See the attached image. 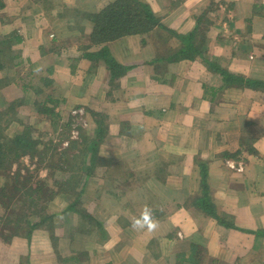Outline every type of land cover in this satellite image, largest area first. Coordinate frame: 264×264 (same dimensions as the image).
Wrapping results in <instances>:
<instances>
[{
  "label": "crops",
  "instance_id": "0c3cea01",
  "mask_svg": "<svg viewBox=\"0 0 264 264\" xmlns=\"http://www.w3.org/2000/svg\"><path fill=\"white\" fill-rule=\"evenodd\" d=\"M115 1L0 0V112L32 101L81 181L29 239H0V264H264V90L208 67L264 82V0H139L161 27L92 43L90 15ZM102 49L115 77L87 57ZM145 210L153 230L133 226Z\"/></svg>",
  "mask_w": 264,
  "mask_h": 264
},
{
  "label": "trees",
  "instance_id": "16d2710c",
  "mask_svg": "<svg viewBox=\"0 0 264 264\" xmlns=\"http://www.w3.org/2000/svg\"><path fill=\"white\" fill-rule=\"evenodd\" d=\"M89 21L93 23V29L89 39L94 44H98L99 42H107L112 39L128 35H144L149 33L155 27H161V24L155 18L148 5L140 2L139 0H117L106 7L101 13L90 15ZM192 38L193 35L191 39ZM182 40L186 41L188 49L181 50L178 52V54H189L188 56H190L192 59L193 56L190 54V52H192L194 55H197V50L194 51L192 43H190V39L183 38ZM12 44L13 41H2L0 43V45L5 46L4 48L0 49V58L2 57L5 59V61L9 60L10 56L13 55V52H11ZM87 57L104 58L105 64L111 73V78L117 75L116 65H114L112 59L109 58L106 49H102L92 55H87ZM3 64V62L0 64V69L4 67ZM208 67L213 72L222 77L223 84L227 87L264 90V82L231 74L215 65L211 66L209 64ZM29 81L34 83L33 86L35 88L39 85L36 77L34 76H32ZM14 105L17 106V103L12 102L8 104L7 108L5 109L11 111V107ZM44 111L46 110L44 109ZM4 112L5 110L0 113V179H4L6 185L0 188V209L4 212L1 219L3 223V230L1 229L2 231L0 233V239L8 242L13 237L19 236H25L27 239H29L33 230L42 227L44 223L49 220V217L47 214H45L46 204H49L51 200H53L55 194L67 192V190L72 187H78L81 181L80 179L76 178L78 177L76 175L66 180L63 179L62 181L55 179L53 182V185L56 188L55 191L49 187L44 189L43 186H41V183H43L44 180L35 176V173H32V171L28 170V167L23 165V161L20 160L24 156H27L29 161H33L35 158L38 159L43 154V151L47 153L45 147L44 149L41 147V134L39 133L38 137L37 135H34L35 133L37 134V132L32 133V131L27 130L28 128H24L22 131H20V133L15 132L8 137L6 130L11 123V118L4 120ZM61 149L72 151L73 146L70 145L68 149ZM67 151H65V155H62V160H58L59 153L56 152V159L53 156H50V160L45 161L48 165H51L50 167L46 168L49 172L50 179L56 171H61L64 173L67 171V169L70 170L72 161L71 159L73 156L74 166H78V168L80 167V165H78L79 153L67 158ZM38 164H41V160L37 161V165ZM12 165H15V169L13 171ZM22 168H24L26 171V180L36 179V186L34 188H29L25 191H22L23 187L20 186L21 183L19 180L21 176L20 170ZM10 175H12V179H17L18 182H9L11 179ZM201 199L200 205L205 212L217 219V221L222 225L233 227V225L226 224L224 219H221L215 215L213 206L204 202H208L206 200V195L201 197ZM21 264H23V262H21Z\"/></svg>",
  "mask_w": 264,
  "mask_h": 264
},
{
  "label": "rangeland",
  "instance_id": "374dc122",
  "mask_svg": "<svg viewBox=\"0 0 264 264\" xmlns=\"http://www.w3.org/2000/svg\"><path fill=\"white\" fill-rule=\"evenodd\" d=\"M31 102L32 101H30L29 102L30 104H28V105H30V109H26L22 105H21V107H18V105L17 106L16 105L12 106L11 107V111L5 109V112H4L5 116L3 117V119L6 120L7 118L8 119L11 118L10 119V122H11L10 125L12 123H16V120H19V117H20V120H19L20 123L16 127L17 130H15L16 133L17 132L20 133V131H22V129H24V128H28L27 130L32 131V133L36 132V127L37 126H33L32 127V123L36 120L37 116H36V114L34 112L35 108L34 107L31 108ZM2 112L3 111H1L0 113H2ZM32 112H34V115H33ZM77 125H80V123L78 121L75 123V125H72L74 129L73 130L70 129V132L68 133V135H67L66 132L63 133V131L59 133V137H60L59 140H62L61 143L59 142L60 144H63L68 139H77L76 138L77 130L75 129V127ZM9 126H8V129H9ZM8 129L6 131H7V134H8L7 136L9 137V136L12 135V133ZM38 131L39 132H37V134L35 133L34 135H37L39 137L38 134L39 133L41 134L42 132H40V130H38ZM15 132H13V134ZM57 136H58V134H57ZM56 137L51 138V135H50L49 132H45L42 135H40L41 147L43 149L45 147V149L47 151V153L45 151H43V154L39 157L40 159L39 158L38 159L35 158V160H33V161L30 160L29 161V158L27 156H24L23 158L20 159V160L23 161V163H24L23 165L28 167V170L32 171V173H35V176H37L38 178L44 180V182L41 183V186H43L44 189H47V187H49L50 189H53L54 191L56 190L55 186L53 185V182L55 181V178H56V180L62 181L63 180L62 177H64L65 174L62 173L61 171H56L55 174H53V178L54 177L55 178L50 180L49 179L50 178L49 177V172H48V170L46 168L50 167L51 165H48L45 161L46 160H50V158H49L50 156H53L56 159L57 158V155L55 154L56 152L59 153V157H58L59 159L58 160H62L61 159L62 155H65V151H67V150L61 149L60 148L61 146L57 147L59 145H57V141L55 140ZM72 155H73V151H67V158H69ZM74 155H76V153H74ZM40 160H41V164L37 165V161H40ZM14 169H15V165H12V171ZM20 175L21 176H20L19 180H20V183H21L20 186L23 187L22 191H25L26 189H29V188H34L36 186V179H34V180L33 179H27L26 180V177H27L26 175L27 174H26V171L24 170V168H22L20 170ZM10 176H11V179L9 180V182H11V181L13 183H17L18 182L17 179H12V175H10ZM5 185H6L5 180L4 179H0V188H2V186H5ZM4 200H5V196H4ZM49 205L50 204H46V207H45V214H47V215H49V213L51 211L50 208H49ZM3 213L4 212L0 209V233L3 230L2 229V224L3 223L1 221Z\"/></svg>",
  "mask_w": 264,
  "mask_h": 264
},
{
  "label": "clouds",
  "instance_id": "9594fccd",
  "mask_svg": "<svg viewBox=\"0 0 264 264\" xmlns=\"http://www.w3.org/2000/svg\"><path fill=\"white\" fill-rule=\"evenodd\" d=\"M134 227L145 228L153 230L156 228V223L151 219V213L148 210L142 214V216L133 222Z\"/></svg>",
  "mask_w": 264,
  "mask_h": 264
},
{
  "label": "built area",
  "instance_id": "2783aa9c",
  "mask_svg": "<svg viewBox=\"0 0 264 264\" xmlns=\"http://www.w3.org/2000/svg\"><path fill=\"white\" fill-rule=\"evenodd\" d=\"M82 113H83L82 109H78V110H75V111L72 112L73 115L82 114Z\"/></svg>",
  "mask_w": 264,
  "mask_h": 264
}]
</instances>
